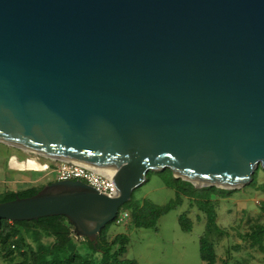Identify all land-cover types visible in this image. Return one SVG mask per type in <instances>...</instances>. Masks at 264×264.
Listing matches in <instances>:
<instances>
[{
    "label": "water",
    "instance_id": "obj_1",
    "mask_svg": "<svg viewBox=\"0 0 264 264\" xmlns=\"http://www.w3.org/2000/svg\"><path fill=\"white\" fill-rule=\"evenodd\" d=\"M0 143L114 172L0 222L63 216L98 243L150 172L237 190L264 170V0H0Z\"/></svg>",
    "mask_w": 264,
    "mask_h": 264
},
{
    "label": "trees",
    "instance_id": "obj_2",
    "mask_svg": "<svg viewBox=\"0 0 264 264\" xmlns=\"http://www.w3.org/2000/svg\"><path fill=\"white\" fill-rule=\"evenodd\" d=\"M259 170L254 175L257 181ZM158 174L165 185L175 190L177 198L165 206H156L143 200H135L124 205L130 213L132 225L139 229L158 230L160 219L178 210L186 202L190 208L197 207L206 217L205 232L200 238V254L205 264H217L218 253L215 237L227 236V231L220 226L217 206L219 199L232 196L237 190H226L217 187L196 188L192 183L176 178L170 169ZM50 184V183H48ZM45 185L30 186L20 191H4L0 194V203L15 200L17 197L30 198L36 195ZM218 198V200H217ZM264 210V204H263ZM201 216L198 214V218ZM184 231L191 232L193 223L184 212L179 218ZM116 221L108 224L101 232L95 246L89 239L75 236L73 228L63 216L45 217L36 221L0 222V264H138L125 257L130 237L127 233H112L111 228ZM252 248L264 252V224L254 223L250 231L243 236Z\"/></svg>",
    "mask_w": 264,
    "mask_h": 264
},
{
    "label": "rangeland",
    "instance_id": "obj_3",
    "mask_svg": "<svg viewBox=\"0 0 264 264\" xmlns=\"http://www.w3.org/2000/svg\"><path fill=\"white\" fill-rule=\"evenodd\" d=\"M37 157L42 164L50 162L44 157L0 143V192L20 191L30 186L40 187L56 182L51 177H45L44 172L19 171L11 165L13 158L22 163ZM133 195L135 200H143L159 207L168 205L177 198L175 190L168 188L155 173ZM263 204V171L259 172L254 185L250 184L238 189L228 198L219 199V223L228 235L215 237L217 264H264V252L252 248L243 238L252 224H264ZM124 207L126 206L121 210ZM184 212L188 213L193 223L191 232L184 231L180 226L179 218ZM205 225L204 214L197 207L190 208L186 202L178 210L163 216L158 223V230L137 229L130 219L125 225H113L111 231L129 235L130 244L125 257L138 264H205L200 254V238L205 232Z\"/></svg>",
    "mask_w": 264,
    "mask_h": 264
},
{
    "label": "built area",
    "instance_id": "obj_4",
    "mask_svg": "<svg viewBox=\"0 0 264 264\" xmlns=\"http://www.w3.org/2000/svg\"><path fill=\"white\" fill-rule=\"evenodd\" d=\"M40 157V156H39ZM14 159V158H13ZM11 160V165L14 166L19 171H33V172H44L45 177H51L55 181H82L93 188H95L101 194L112 197L116 191V186L114 183V172L90 167L84 164L69 162V161H52L49 163L42 164L40 159L37 157L33 160L38 162L42 169L29 168L27 166L21 167L19 161L13 163ZM29 160L22 162L28 163ZM130 220V213L128 211H123L120 213L116 219V224L118 226L125 225Z\"/></svg>",
    "mask_w": 264,
    "mask_h": 264
},
{
    "label": "bare ground",
    "instance_id": "obj_5",
    "mask_svg": "<svg viewBox=\"0 0 264 264\" xmlns=\"http://www.w3.org/2000/svg\"><path fill=\"white\" fill-rule=\"evenodd\" d=\"M16 162V160L15 159H13V163H15ZM19 165L21 166V167H24V166H27V167H29V168H37V169H42V166L38 163V162H36L35 160H33V159H29V162L28 163H19Z\"/></svg>",
    "mask_w": 264,
    "mask_h": 264
},
{
    "label": "crops",
    "instance_id": "obj_6",
    "mask_svg": "<svg viewBox=\"0 0 264 264\" xmlns=\"http://www.w3.org/2000/svg\"><path fill=\"white\" fill-rule=\"evenodd\" d=\"M0 193H2V192H0ZM114 233V232H113ZM115 235H117L118 233H114Z\"/></svg>",
    "mask_w": 264,
    "mask_h": 264
}]
</instances>
